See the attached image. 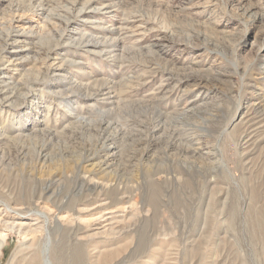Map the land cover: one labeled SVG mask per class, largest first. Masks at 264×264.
Returning a JSON list of instances; mask_svg holds the SVG:
<instances>
[{"label": "rangeland", "instance_id": "obj_1", "mask_svg": "<svg viewBox=\"0 0 264 264\" xmlns=\"http://www.w3.org/2000/svg\"><path fill=\"white\" fill-rule=\"evenodd\" d=\"M12 28L8 80L26 91L0 104V205L129 210L58 264H264V0H0ZM4 234L0 264L18 247L13 264H56L58 234Z\"/></svg>", "mask_w": 264, "mask_h": 264}, {"label": "bare ground", "instance_id": "obj_2", "mask_svg": "<svg viewBox=\"0 0 264 264\" xmlns=\"http://www.w3.org/2000/svg\"><path fill=\"white\" fill-rule=\"evenodd\" d=\"M12 31L13 34L11 31H5L6 33L4 36L2 35V33L0 34V38H2L1 40H3V43L0 44V51L5 52L2 60L0 61V104L15 103L19 101L21 96L25 94L26 91L25 88L21 89L22 87L17 83L18 81H9L12 78L10 76L9 68L10 66H14L12 58L15 56L17 44L20 42L22 36L25 33V31L20 28H12ZM63 37L67 36L60 34L55 45H57L58 42H60L59 40L63 39ZM69 37L67 38L69 39ZM163 37V35H161L160 37L158 36V38L156 37V41L152 45H156L158 47L160 45L161 47L163 43L160 44L158 40L162 39ZM84 45H86L90 49L100 48L99 42H86ZM53 49L55 50V48ZM44 59L45 60H43L42 67H44L45 72L47 73L48 71L56 72L54 73V76H61L67 70L66 65H64L65 63L54 66V63L49 62L48 58ZM186 76V80L193 83L191 87L196 86V88H199L201 86L200 83L202 81L196 79V75ZM38 81V78H35L31 81V83L36 84L38 83ZM58 83L59 81L57 80V84ZM22 84L25 85L24 87H26L29 82L26 80V82H23ZM47 84L50 86L54 85V83L49 80L47 81ZM101 84L102 83H100V85ZM60 85L62 86L64 94L66 95L68 92L74 93L73 90L75 89V86L78 87V84L76 83H73V85L60 83ZM192 110V108L189 110L187 109V111L189 112ZM252 123H254V121ZM256 129L257 128L253 129L251 126L249 133L244 138L245 141L243 140L244 144L254 134ZM193 152L200 154L208 153L202 152L198 148L193 149ZM114 153V144L109 142L101 149V156H104V158H102L101 160V163L106 164L109 160L112 159ZM14 199H8L7 202L1 203L2 205H0V250L6 244L4 232L8 231L17 236H20V246L26 241L28 234H32L37 237L39 236L40 238L42 236V238L46 239L52 232V235L58 234L60 236V239L58 241H55V243L52 245L51 251L49 248H47L45 251H49L51 257L50 262H52L53 260L56 264L63 262L65 252L67 253V251H69L70 254H73L76 247H78L82 242L91 237L89 233L91 229L95 230L100 227H106L108 225H111L112 223H116L121 218H124L126 213L129 211L127 209L128 206H120L119 208L116 206H111L109 204L106 205V203H103L102 199L90 200L88 198H79V200L75 198L73 199L72 207L67 208L66 210L56 206L54 204L55 202L50 201L42 197L41 195L33 200L31 204H26L20 201L18 202ZM23 250L24 248L21 247L16 248L13 251L11 258L9 259L8 264H13L14 260L17 259L20 254H22ZM2 251L0 252V254L2 253Z\"/></svg>", "mask_w": 264, "mask_h": 264}]
</instances>
